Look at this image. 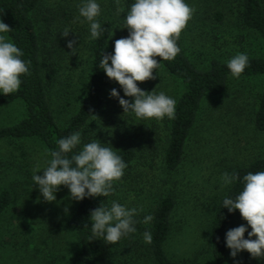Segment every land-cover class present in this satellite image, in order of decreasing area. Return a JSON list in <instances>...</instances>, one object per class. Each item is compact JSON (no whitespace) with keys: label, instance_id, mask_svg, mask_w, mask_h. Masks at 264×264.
Segmentation results:
<instances>
[{"label":"rangeland","instance_id":"obj_1","mask_svg":"<svg viewBox=\"0 0 264 264\" xmlns=\"http://www.w3.org/2000/svg\"><path fill=\"white\" fill-rule=\"evenodd\" d=\"M132 2L99 0L102 9L99 19L113 22L109 43L111 53L115 40L129 34L127 28L121 27ZM186 2L195 11L181 36L184 49L193 62L203 66L213 56L228 60L240 52L248 56L264 54V46L256 34L240 24V0ZM79 3L80 0H41L34 12V19L42 26L45 25L44 18L56 17L60 11L62 14L67 12L68 21L61 14L66 19H61V26L70 28L68 40L76 41L75 53L71 49L69 53L63 49L66 62L52 82L54 107L62 122L78 102L90 58V32L88 24L82 23L83 18L79 17ZM216 12L222 14L219 21L213 18ZM156 59L159 61L158 57ZM158 74L160 77L148 83L137 82L138 86L150 91L148 84L153 82L157 93L163 91L174 98L180 86L161 66ZM113 88L122 96L123 90L118 82L106 89L107 100L116 102L107 104L90 120L89 130L82 135L83 140H87L90 134L92 139H99L113 148L123 145V127L132 135H138L133 141L138 150L137 158L129 173L124 170V175L128 174L123 178L124 185L119 186L107 200L110 203L116 200L143 211L136 217L137 231L129 239V246L125 248L122 243L113 248L112 264H151L147 244L143 240V233L149 231L150 223L145 225L142 221L144 216L152 215L156 202L167 193L176 202L172 230L165 245L168 255L185 264H210L209 222L217 200L226 189L220 187L221 174L229 173L231 167L264 156V132L257 131L253 125L262 79L245 76L235 79L230 76L223 93L203 100L195 127L187 139L183 160L174 172H167L162 162L168 119L141 121L133 113L132 119H128V112L124 113L118 99L110 96ZM67 101L71 105L62 110ZM23 111L20 101L0 103V125L17 121L23 116ZM106 136H115L116 142ZM47 158L38 141L0 142V190L7 187L13 194L12 202L0 216V264H68L69 255L76 247L74 232L65 226L76 203L69 197V190L61 186L56 194L57 200L49 203L43 201L35 185L31 187L34 168L38 163L44 165ZM37 174L42 175L43 170ZM65 208H68L67 213ZM235 217L232 228L247 223L238 209ZM245 238H248L247 232ZM253 260L264 259L251 258L246 250L236 258L230 256L231 263Z\"/></svg>","mask_w":264,"mask_h":264},{"label":"trees","instance_id":"obj_2","mask_svg":"<svg viewBox=\"0 0 264 264\" xmlns=\"http://www.w3.org/2000/svg\"><path fill=\"white\" fill-rule=\"evenodd\" d=\"M40 1L0 0V19L12 28L7 33L9 40L23 50L22 59L31 61V74L21 77L20 89L8 96L0 94L1 104L20 101L24 109L20 119L8 125H0V142L38 141L48 153L57 150V141L61 137L78 130H82L84 135L85 131L89 130L88 122L100 114L107 104L113 105L116 102V100H107L105 92L117 82L108 78L105 71L99 68L103 53L111 54L109 43L114 30L113 22L105 18L100 20L104 28L103 34L99 39L91 40L89 44V64L78 102L66 115L67 119L64 122L60 121L54 107L56 102H53L52 82L58 75L60 67L66 62L67 56L63 49L66 48L68 53L70 49L66 42L68 37L62 35L65 28L61 26V19H64L61 17V11L56 17L44 18V26L39 25L34 19V12L39 7ZM62 15L67 18V12ZM238 17L240 24L256 34L264 46V0H240ZM213 18L219 21L222 19V14L216 12ZM178 45L181 52L176 58L170 62L161 63L162 69L180 86L174 97L175 118L168 119V134L162 157L163 166L167 172H174L180 166L187 139L195 127L203 100L223 93L231 76L226 65L227 60L213 56L201 66L187 55L181 35ZM158 59L160 61L159 57ZM249 60L250 64L241 76L262 79V88L253 114V125L257 131L264 132V54L249 56ZM148 82L149 80L144 81V83ZM148 85L150 91L155 88L157 92L153 82ZM69 105L71 104L67 101L62 106V110ZM131 116L132 113L128 112V119H132ZM125 125L126 122H124ZM127 131V128L123 127V145L115 146L113 151L127 163L125 172L129 173L130 166L137 158L138 150L133 141L138 135L136 133L132 135L130 131ZM106 137H109L113 143L116 142L115 136L114 138ZM91 140L93 139L89 134V138L83 142L88 143ZM259 171H264V156H258L248 163L231 167L229 173H238L242 178L248 172ZM126 176L124 175L115 184L113 195L119 186L124 185L123 178ZM242 188L243 185L239 180L226 187L213 209L209 222L210 264H240L230 262V249L225 246L224 241L225 233L232 228L237 210L229 213L226 208H222V201L225 196L234 197ZM12 200L11 189L1 188L0 216ZM101 202L110 205L107 197L103 196L76 201L67 217L65 226L74 232L77 241L76 247L69 255L68 264H112L113 248L122 243L125 248L129 246V239L134 233L122 238L115 245L106 244L102 239L89 240L91 230L90 226H86V224L90 225L89 214L92 209L99 207ZM175 207V199L169 193L162 195L155 204L152 212L154 218L149 226L153 239L151 244H147V254L151 264H185L171 258L165 249L173 226ZM242 264H264V260L247 261Z\"/></svg>","mask_w":264,"mask_h":264},{"label":"clouds","instance_id":"obj_3","mask_svg":"<svg viewBox=\"0 0 264 264\" xmlns=\"http://www.w3.org/2000/svg\"><path fill=\"white\" fill-rule=\"evenodd\" d=\"M194 11L186 0H133L130 4L121 27L127 28L129 34L115 40L113 53H103L99 67L108 78L119 83L124 96L134 98L131 101L125 99L115 88L110 91V96L118 99L124 113L131 112L141 121L175 118L174 98L163 91L157 93L155 88L143 90L137 82L156 79L161 63L174 60L181 52L178 41ZM78 13L83 18L81 22L88 24L89 39H99L104 32L99 19L102 15L99 0H80ZM11 30L0 19V94L5 96L16 93L21 87V77L31 74V61L22 59L23 50L7 38ZM69 30L65 28L62 35L68 37ZM75 43V40L67 42L72 53H75ZM249 64V56L244 52L226 61L230 75L235 79L240 78ZM57 144V150L46 153L45 164L38 163L31 177V187L38 188L43 201H56L61 186L69 190V197L74 201L98 196L106 198L114 192L115 184L124 176L127 163L113 151V146H106L99 139L84 143L82 130L61 137ZM40 170H43L42 175L37 174ZM238 180L243 188L234 197L225 196L222 208L229 213L238 209L247 223L225 233V246L233 258L246 250L251 258L264 259V171L248 172L242 178L238 173L224 172L220 187L231 186ZM142 211L116 200L110 205L101 202L89 214L90 225L86 224L91 230L89 240L102 239L106 244H117L137 231L136 217ZM67 212L68 208H65ZM153 218L148 214L142 223L147 225ZM246 232L248 238H245ZM152 239L151 232L145 230L144 242L151 244Z\"/></svg>","mask_w":264,"mask_h":264}]
</instances>
